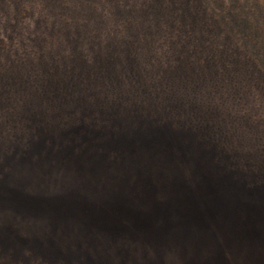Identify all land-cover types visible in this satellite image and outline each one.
<instances>
[{"label":"rangeland","instance_id":"1","mask_svg":"<svg viewBox=\"0 0 264 264\" xmlns=\"http://www.w3.org/2000/svg\"><path fill=\"white\" fill-rule=\"evenodd\" d=\"M148 1L0 0V264H129L174 194L207 263L264 259V0ZM153 139L184 184L156 181Z\"/></svg>","mask_w":264,"mask_h":264},{"label":"trees","instance_id":"2","mask_svg":"<svg viewBox=\"0 0 264 264\" xmlns=\"http://www.w3.org/2000/svg\"><path fill=\"white\" fill-rule=\"evenodd\" d=\"M148 2H152V7L156 6L158 13H178L182 12V7H184V3L182 0H149ZM146 6H144L143 3L136 4V9L143 10ZM200 8V6H198ZM186 14V12H185ZM255 31H260L264 35V28L256 26V28L252 32L255 34ZM262 38V37H261ZM257 42V41H253ZM264 42H257L258 45L262 46ZM108 61V60H107ZM107 69H112L110 67H107ZM125 92H128L127 89H125ZM130 94H123V96H129ZM79 120V117L75 119V122L81 124ZM151 142L145 143L146 147L144 148L145 151H148V154L145 153L147 161L152 164V168L155 171V179L156 181L165 182V184H168L165 186V191H168V187H172V185H179V183L184 184L187 180V175L182 174V172L177 169L173 164L172 165H165L168 163L166 159L169 157H174V154L178 152L177 146L173 143V140L165 141L160 139L156 140H150ZM142 146V144H141ZM174 150V151H173ZM174 153V154H173ZM166 157V159H165ZM182 161V160H181ZM130 164V163H129ZM156 164V165H155ZM130 166L133 168L134 165L130 164ZM130 166L127 167L130 169ZM116 169L111 171H105L104 177L106 182H118L122 183L124 179L128 177H123V174H125V169L128 171L127 168L122 167V165L116 163L115 166ZM120 177L124 178L123 180H119ZM113 179V180H111ZM118 184V183H117ZM70 188V187H69ZM122 188V187H120ZM70 191L64 192L63 194H70L75 199H82L88 202H92V199L90 198L91 194H88L86 191L87 189L79 188L80 191L76 190V187L73 189L70 188ZM75 189V190H74ZM122 189H120L121 191ZM182 191V189H180ZM58 193V192H56ZM59 193H62L61 191ZM90 195V196H89ZM55 196L62 197L61 194H56ZM174 197H172V201L175 200L177 202H172L169 198L165 199L163 196V199L161 201H158V197L154 196L153 199L155 201H152L153 204V210L149 212V214L152 216L155 215L156 219H152V222L154 225H149L147 232L145 234L138 233H132L136 238L140 240V242L137 244L136 248H132V256H130L131 261L129 264H209L207 263V258L205 256H202L201 252L203 251L201 246L199 244L194 243V241H189L187 238L186 231L184 230L181 225H178L177 223L165 224V221L168 222V212L170 210L177 211L179 207L184 204L185 197L188 196L187 194H174ZM118 197L121 199L122 203H125V194H118ZM49 201H52L54 199L46 198ZM69 201V202H64ZM118 201L119 199H110V202ZM56 202L59 206H63L62 203H69L73 204L74 200L67 199V200H59L57 199ZM160 202V203H159ZM121 213V211H118ZM178 212V211H177ZM109 217L112 216V213H105ZM124 215V214H122ZM227 216V215H226ZM225 216V217H226ZM224 217V218H225ZM220 220H223L219 216ZM187 221V220H186ZM184 222V221H183ZM156 223V224H155ZM129 229V228H127ZM127 229H122L119 231L116 230H110L114 231L113 234H117L114 236H118L117 238L123 242L122 237H119V235H124V233L127 231ZM218 232H221V230H215ZM137 232V231H136ZM126 246V244H125ZM250 251V250H249ZM126 259H128L127 255ZM253 259V258H252ZM261 259V260H260ZM254 258L253 261L256 264H264L263 258ZM212 264V263H211Z\"/></svg>","mask_w":264,"mask_h":264}]
</instances>
